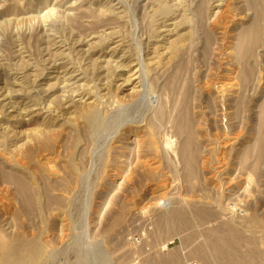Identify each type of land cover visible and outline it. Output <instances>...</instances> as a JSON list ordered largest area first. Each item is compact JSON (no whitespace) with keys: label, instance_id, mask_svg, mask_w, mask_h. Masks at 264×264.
<instances>
[{"label":"rangeland","instance_id":"1","mask_svg":"<svg viewBox=\"0 0 264 264\" xmlns=\"http://www.w3.org/2000/svg\"><path fill=\"white\" fill-rule=\"evenodd\" d=\"M203 1L0 0L1 238L39 242L38 264H264V40L242 66L232 46L253 11L234 0L214 26ZM187 115L203 148L193 179L163 148L179 150ZM229 221L248 262H202L197 248Z\"/></svg>","mask_w":264,"mask_h":264},{"label":"bare ground","instance_id":"2","mask_svg":"<svg viewBox=\"0 0 264 264\" xmlns=\"http://www.w3.org/2000/svg\"><path fill=\"white\" fill-rule=\"evenodd\" d=\"M233 1L234 0H215L213 2V0H204L200 4V6L198 7L197 15L200 18L203 17L204 11H208L212 7L213 9H216V11H214L215 13L214 14L212 13L214 15L212 23L214 26L219 25L220 20L222 18L224 20V17L229 15L227 13L232 12ZM245 1H246L247 7L253 11V16H251L252 20H251L249 25L243 26V27L241 26L242 29L238 33H236V35L234 36L235 43H233L234 46H232L234 56H235L236 60L242 66H245L246 61L249 59V57L253 56L255 48L262 42V40H264V0H245ZM198 11H199V14H198ZM226 18H228V17H226ZM209 20H211V19H209ZM225 23H227V22H225ZM225 32H226V30H225ZM225 32L222 33L223 36L226 35ZM213 37L214 36L212 33L207 35V42L206 43L208 45L211 43ZM210 47H212V45ZM246 68H244V70H242L244 78H247L250 75V69L247 70ZM138 73H139V79H141L140 83L142 81V85H143V83L146 84L145 82L147 81L146 80L147 70H145V66L143 65V63L140 64V67H138ZM251 73H252V71H251ZM136 75H137V73H136ZM71 79H72V75L68 77L69 81L68 80L67 81L70 82ZM67 84H69V83H67ZM143 87H145V86H143ZM140 90H141V88H140ZM140 90H138V91H140ZM238 94L240 97V93H238ZM242 96L243 95H241V97H240L241 99H242ZM259 111H261L259 113L260 116H264V105L261 106V110H259ZM82 115L85 117L87 124L91 127H94V125L96 126L99 118L102 119L101 117L98 118L96 113H94L93 111L85 112ZM195 119H194V122L195 121L198 122V120H195ZM133 122L137 123V121H133ZM127 124H124L121 128L124 129L123 127H125ZM145 124L139 125V126H144ZM192 124H193V120H191V117L188 115H187V119L183 118L181 120V122H179V126L177 128V131H178V134L181 137H183L182 145L179 148V150H178V148L175 149L174 148L175 146L173 147V144H174V143L172 144L173 141L172 142L170 141L168 144L165 145V147L163 144V148L168 152L171 151L170 153H172L173 156H176L177 154L179 156H181L183 166H185L184 168L187 170L185 172V174L188 176V179L189 178L193 179L191 177H194L195 173L197 172V170H196L197 159L200 160V158L198 157V154H199L200 150L203 149L202 147L199 146L198 140H197L198 135L196 136L197 133L195 134L196 131H194V128L196 127L195 126L196 123L194 124L195 127H193ZM263 124H264V118H263L262 124H261L264 127ZM139 126L137 128H139ZM164 135H166V134H164ZM137 138H134L133 140H131V143L132 144L138 143L135 146L139 147L140 146L139 139H137ZM199 138H200V136H199ZM158 144L160 145L161 143H158ZM258 144H259V142H258ZM205 146H203V147H205ZM220 148H219V151H220ZM155 150L156 151L159 150V146L157 145V143L155 145ZM248 150H249L248 146L241 145V147L237 150L238 158H240L239 161L241 160V161L245 162V158H246V154H247ZM231 151H232V149H231ZM254 152L257 154V156L258 155L261 156L264 153V149L262 146L256 145L254 147ZM206 156H208V155H206ZM202 157L206 158L205 155H203ZM199 162H198V164H201ZM202 162H203V158H202ZM206 164H208V163H205V165ZM202 165H204V163ZM186 175H185V177H187ZM188 179H187V181H189ZM16 186L18 188V195H19L18 197H19V199L23 205L24 211L27 213L32 212V210L34 208V204L36 202V200L34 199V193L32 191V188L29 187L22 180H17ZM241 188H242V186H241ZM220 205H222V204H220ZM178 210L173 212L171 217L176 218L181 225L188 224V222H190V221L188 220L186 215H184L183 211H178ZM222 210H223V207H222ZM212 212L213 211H207V210H206V212L203 211V216L201 215V213H199V215H200L199 218L202 217V220H203L205 216L211 217V216H213ZM232 214H233V212H232ZM222 219H223V217H222ZM225 219H227V218H225ZM232 219H234V217ZM256 219H257V217H256ZM233 221L225 222L222 226L216 225V227H213L209 230L206 242H204L203 245H201L196 250L197 255L199 257H201L202 262H211L213 260L217 261V262H248L249 258L245 255H242L241 251H240V244H241V241H243L242 233H241V231H239L240 229H238V226ZM1 254L4 255L3 258L0 259V262H2V264L4 262H6L8 264H38V262H40L43 258H45L47 256L46 253L42 250L41 245L37 241L33 242V241H29V239L27 240V239H21L20 238L18 241L13 240L12 242H7L5 239L0 237V255ZM80 264H81V262H80Z\"/></svg>","mask_w":264,"mask_h":264}]
</instances>
